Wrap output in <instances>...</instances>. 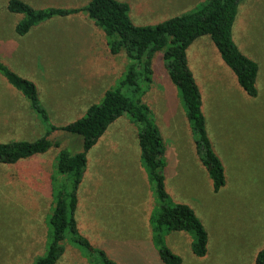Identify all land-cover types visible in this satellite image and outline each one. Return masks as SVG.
I'll return each mask as SVG.
<instances>
[{"label": "rangeland", "instance_id": "374dc122", "mask_svg": "<svg viewBox=\"0 0 264 264\" xmlns=\"http://www.w3.org/2000/svg\"><path fill=\"white\" fill-rule=\"evenodd\" d=\"M7 1L0 0V59L36 83L52 123L64 125L82 116L89 105L101 100L106 89L117 85L128 57L124 51L110 53L104 31L86 12L54 16L21 35L15 25L23 14L9 11ZM26 1L35 7L87 3ZM122 1L129 3L135 24L154 25L194 10L204 0ZM233 37L259 64L257 96L241 87L209 35L197 38L187 49L189 67L203 96L207 130L225 168L226 184L218 191L213 190L199 158L195 135L162 52L154 55L153 81L142 98L167 146L166 188L175 200L194 208L209 235L207 253L198 256L191 249L189 232L167 233L168 246L182 256L180 264H256L255 256L264 246V0H244L239 5ZM101 58L116 59L114 72L103 71L111 66ZM10 89L15 88L0 72V92ZM0 99L10 102L18 98ZM72 99L81 101L79 111L70 105ZM33 113L31 125L19 137L34 139L44 134L46 126ZM137 134V124L124 114L99 139L112 140L110 145L98 141L88 151L75 216L80 231L95 246L101 244L118 264H165L156 246L147 247L143 240L147 229L151 230L147 215L157 199L141 161ZM50 137L71 152L83 149L78 134L58 129ZM58 150L53 146L17 164L0 163V264H30L47 249L46 220L53 200L52 175ZM65 244L57 264H89L83 248L68 237Z\"/></svg>", "mask_w": 264, "mask_h": 264}, {"label": "trees", "instance_id": "16d2710c", "mask_svg": "<svg viewBox=\"0 0 264 264\" xmlns=\"http://www.w3.org/2000/svg\"><path fill=\"white\" fill-rule=\"evenodd\" d=\"M244 0H204L196 9L173 15L154 25L135 24L130 17V5L122 0H87L81 6L35 7L26 0H8L6 7L23 17L16 23L17 34H26L38 23L54 16H69L86 12L94 25L106 35L112 54L121 51L128 57L125 73L116 86L106 89L99 102L89 105L85 113L64 125L51 122L43 105L36 83L0 59V72L9 86L18 90L36 119L46 130L34 139L0 141V163L13 165L58 147L55 172L52 175V204L46 223L47 249L35 256L30 264H57L66 250L65 239L84 249L89 264H118L106 250L95 246L84 235L75 216L78 190L88 165V151L99 141L108 126L128 114L138 126L140 156L149 180L154 184L157 202L150 213L152 242L160 260L165 264H180L182 256L172 251L166 242L171 231H186L192 235L191 249L204 256L208 250V231L188 203L175 200L166 188L165 167L167 146L162 133L151 117L149 105L142 99L153 81V58L162 52L171 81L177 86L191 129L195 135L197 153L206 167L216 192L226 184L222 159L215 151L207 130L203 111V96L194 73L189 67L187 49L202 35H209L223 60L234 71L241 87L257 96L259 64L246 55L233 37V26ZM84 3V2H83ZM130 93V95L128 94ZM62 129L82 136L83 149L71 152L61 148V141L50 136ZM54 167V163H53ZM256 264H264V246L255 256Z\"/></svg>", "mask_w": 264, "mask_h": 264}, {"label": "crops", "instance_id": "0c3cea01", "mask_svg": "<svg viewBox=\"0 0 264 264\" xmlns=\"http://www.w3.org/2000/svg\"><path fill=\"white\" fill-rule=\"evenodd\" d=\"M80 1V0H78ZM81 3V2H79ZM88 17V15H87ZM89 18V17H88ZM91 19V18H90ZM92 21V19H91ZM106 39V38H105ZM106 45V43H105ZM101 61L105 62L111 67L103 69L105 73L111 74L112 71L114 72V69L112 70L113 66L116 65V59L115 58H101ZM114 61V63H112ZM5 97H15L18 98L17 100H12L10 102H7L6 100L0 99V140H12V139H20L22 137H19L20 134H24L25 131L28 130L29 126L32 123L31 114L32 111L29 108V105L25 98H23V95L16 89H10L8 92H0V98ZM84 97L80 98V100H83ZM13 102V103H11ZM81 101L75 102V100L72 99L70 102V105H76V110H80ZM79 104V105H78ZM122 117V116H121ZM120 118V117H119ZM118 119V118H117ZM164 120L169 123L168 117L164 116ZM116 121V120H115ZM114 122V121H113ZM163 136V135H162ZM101 144H106L105 146H109L110 142L112 140H99ZM135 189L139 190V186L134 185ZM80 188V187H79ZM128 190V189H127ZM79 191V190H78ZM132 192H134V189H132ZM78 202H79V196H78ZM150 212L147 215L150 216ZM148 235L147 237H144L143 240L145 242V245L147 247H153L155 249V246L152 242V232L150 229H147ZM126 236H123L125 238ZM107 238L103 239L102 242H104ZM100 247L101 244H99ZM157 250V248H156ZM160 259V258H159Z\"/></svg>", "mask_w": 264, "mask_h": 264}]
</instances>
